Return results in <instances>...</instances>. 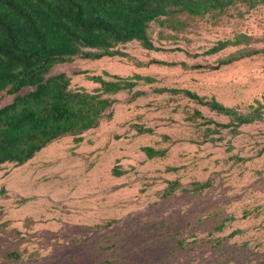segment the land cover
<instances>
[{
    "label": "rangeland",
    "instance_id": "1",
    "mask_svg": "<svg viewBox=\"0 0 264 264\" xmlns=\"http://www.w3.org/2000/svg\"><path fill=\"white\" fill-rule=\"evenodd\" d=\"M179 18L187 26L177 33L149 24L157 50L130 41L119 46L126 56L51 67L48 75L65 73L71 88L88 91L99 86L89 76L110 79L104 73L154 81L106 94L113 104L82 140L65 135L23 164L1 165L0 264H264V119L209 133L194 110L229 118L159 91L188 89L242 113L257 100L264 113V52L213 68L239 50L264 49V3ZM13 96L0 92V107ZM145 146L163 155L149 158ZM169 182L178 186L163 195ZM196 183L205 187L192 192Z\"/></svg>",
    "mask_w": 264,
    "mask_h": 264
},
{
    "label": "trees",
    "instance_id": "2",
    "mask_svg": "<svg viewBox=\"0 0 264 264\" xmlns=\"http://www.w3.org/2000/svg\"><path fill=\"white\" fill-rule=\"evenodd\" d=\"M263 3L264 0H0V92L14 95L11 102L0 107V167L7 162L23 164L48 143L65 135L82 140L81 134L97 126L113 104L114 99L106 94L131 90L139 81H154L137 73L125 77L104 73L110 79L89 76L99 86L88 91L84 87L71 88L70 77L65 73L48 75L55 64L75 58L126 56L119 46L130 41L157 50L148 35L153 21L177 33L187 26L180 14L203 17L218 15L237 5L252 9ZM239 41L219 40L204 53H217ZM261 52L264 49L239 50L236 55L219 59L213 68ZM23 88L30 90L19 93ZM159 91L182 93L229 118V122L219 123L194 110L190 118L201 119L209 133H217L219 128L237 133L240 125L264 119L263 105L257 100L242 113L188 89ZM140 94L136 92L133 98ZM136 129L138 133L152 131L141 125ZM143 151L149 158L163 155L162 150L150 146L143 147ZM177 186V182H169L163 195L171 194ZM204 187L205 184L196 183L190 190ZM11 255L16 256L14 252Z\"/></svg>",
    "mask_w": 264,
    "mask_h": 264
}]
</instances>
